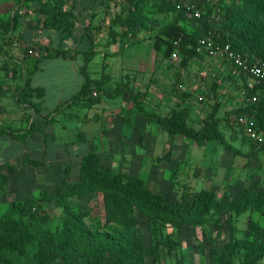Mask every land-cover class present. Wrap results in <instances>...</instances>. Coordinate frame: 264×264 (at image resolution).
I'll list each match as a JSON object with an SVG mask.
<instances>
[{
    "label": "rangeland",
    "instance_id": "obj_1",
    "mask_svg": "<svg viewBox=\"0 0 264 264\" xmlns=\"http://www.w3.org/2000/svg\"><path fill=\"white\" fill-rule=\"evenodd\" d=\"M235 1L173 0L175 7L173 10L156 15H153L156 11L153 14L149 13L153 8L145 2L143 10L153 25L160 26L175 19L183 25L199 27L201 33L214 37L216 34L213 28L223 29L227 19L225 11ZM127 5L128 3L124 5V9ZM22 6L29 9L34 7L31 2H26ZM214 6L219 8L218 12H213ZM193 7H201L204 11L200 19L194 17ZM222 36L225 37V34ZM86 45V41L83 40L77 46L71 38L63 40L61 47L83 49ZM108 48L112 50L113 45ZM102 56L103 53L99 49L90 63L92 77H99L101 74L98 66L103 62ZM83 57L84 52L77 53L76 63L81 64ZM105 59L110 67L113 65L111 61H117L111 54H107ZM29 62L32 63L33 60L29 58ZM41 65L43 72L39 74L38 81L47 86V91L51 95L60 81L46 78V73L58 69L60 63L54 65L51 60H44ZM62 67L64 70L62 82L67 84L63 91L65 97L74 92L76 76L74 71L66 68V63L63 62ZM121 100V97L102 94L99 101L87 108H79L78 111L81 116L92 117L105 107L117 106ZM135 111L134 107H131L124 117H128L129 120ZM7 122L4 123L5 126H11L12 123ZM60 122L63 126L58 123L60 128L56 130L58 134L56 159L51 160L55 155L54 149L51 148V144L45 142L47 154L44 159H40L39 164L24 163L23 159H18L21 157L22 149L19 142L9 139L7 134L0 135V171L7 177V182L0 188L1 213L8 212L11 201H23L30 196L37 197L43 189L54 192L56 185L64 179L66 164H69L71 169L67 180L76 181L80 158L88 151L99 154L103 162L114 171H126L139 176L148 188L159 192L171 202L180 200L181 196L191 201L196 193L204 190H211L220 198L223 194L234 196L243 189L264 188V149L258 147L264 142V132L257 131L261 142L252 140L238 123L235 114L223 120L218 128L226 143L247 155L234 154L220 140H208L205 145L198 146L190 138L180 134H165V131L154 126L148 127L149 137L146 138L138 136L140 126H134L130 122L127 123L128 127L115 126L106 134L103 133L105 129L100 127L103 124L101 120L92 118L87 123H75L69 118H64ZM80 130L86 139L77 136ZM58 141L61 143L60 149ZM41 144L43 146V143ZM39 146V143L29 140L24 147ZM6 160L9 161L5 162ZM64 202L75 213L87 212L93 215V218H100L95 228L91 226L88 218H84V222L91 228L87 233L101 243L118 240L127 230L134 231L140 236L146 246L159 243L157 257L138 258L132 255L131 264H220L226 260L237 263L242 261L248 248L264 246V232L259 233L252 227L256 224L264 230V204L258 202H250L247 209L239 215L226 209L221 213L210 211L199 224L186 222L173 224L162 218L140 214L133 225L126 227L117 222L105 223L103 193L100 190L67 194ZM41 209L48 216L42 225L43 228L61 230L62 206L54 200H49L41 203ZM227 219H230V223ZM171 244L172 248H169ZM259 264H264V258Z\"/></svg>",
    "mask_w": 264,
    "mask_h": 264
},
{
    "label": "trees",
    "instance_id": "obj_2",
    "mask_svg": "<svg viewBox=\"0 0 264 264\" xmlns=\"http://www.w3.org/2000/svg\"><path fill=\"white\" fill-rule=\"evenodd\" d=\"M126 1L129 2L126 11L118 12L110 17L107 44L115 42L117 37L124 33H133L132 30L136 26L141 31L149 30L147 40L161 59L170 60L171 54L177 50L176 62L179 67H186L192 59L202 54L206 55L205 50L198 44L200 33L187 32L185 25L178 20L173 19L158 28L148 25L149 19L143 11L145 2L160 13L173 10L175 8L173 0ZM151 1L152 3H149ZM26 2L32 3L39 18L41 17L42 25L53 29L62 41L73 37L76 17L72 7L67 5L68 0H19L21 5ZM210 7L209 5L208 8ZM225 12L227 19L223 29L213 28L216 34L214 39L217 42L226 41L235 51L249 53L264 61V0H236ZM114 25L123 26L126 30L123 33L115 31ZM89 34L91 45L83 51L84 62L81 67L84 82L79 92L62 107L54 109L52 115L60 113L62 108L72 103H95L99 101L101 93L116 96L124 91L123 93L129 97L133 106L146 120L157 122L162 131L190 138L198 146L205 145L208 140L216 139L224 143L226 148L234 154L247 155L226 143L218 128L221 120L233 114L237 117L241 114L251 115L254 117L256 130L264 132V101L255 105L247 103L243 107L227 110L222 115L218 114L217 108L195 124L191 116L193 112L187 105L179 104L180 106L171 108L165 115H160L157 112L147 111L140 103L138 93L134 92L127 83L118 82L111 91H108L105 88V84L110 80L108 73L104 71L99 78L90 75V61L97 49L93 41L96 33ZM223 34L225 37H221ZM175 41H178V47ZM68 51L59 47L53 51L48 49L46 55H60ZM39 59L40 57H36L35 63ZM35 67L36 65L24 73L19 95L21 102H27L29 105L28 99L33 93L29 80ZM242 77V88H244L245 77ZM93 91H97L94 97ZM247 94L249 95V92ZM34 130L38 128L33 122L26 129H8L13 138L20 140H24ZM258 147L264 149V142ZM40 161L25 159L24 163L39 164ZM70 171V165L66 164L64 179L56 185L54 192L43 189L37 197L30 196L23 201H11L8 212L4 214L0 212V264H55L59 261L62 264H131L132 255L138 258L158 256L159 243L146 246L143 239L134 231L127 230L125 235L110 243H101L91 237L87 233L91 228L86 225L84 218L90 220L93 228L98 226L100 218H93L94 216L87 212L72 211L64 202L67 194L102 191L105 223L117 222L125 227L133 225L140 214L162 218L173 224L184 222L199 224L210 211L221 213L223 209H226L228 212L233 211L239 215L247 209L250 202L264 204V188L243 189L234 196L223 194L220 198H217L213 191L204 190L196 193L191 201L181 196L180 200L171 202L159 192L148 188L139 176L126 171L112 170L94 151H88L81 156L76 181L67 180ZM5 182L7 177L0 171V188ZM49 200H54L62 206L61 230H48L42 226L48 216L42 211L41 203ZM227 222L230 223V219H227ZM252 227L259 233L264 232L256 224ZM172 245L169 248H172ZM263 258L264 246L248 248L240 262L226 260L220 264H259Z\"/></svg>",
    "mask_w": 264,
    "mask_h": 264
},
{
    "label": "crops",
    "instance_id": "obj_3",
    "mask_svg": "<svg viewBox=\"0 0 264 264\" xmlns=\"http://www.w3.org/2000/svg\"><path fill=\"white\" fill-rule=\"evenodd\" d=\"M126 3L129 2L126 0H70L69 2L68 0L67 5L72 7L76 17L72 37L74 43L79 46L85 40L87 45L83 49L70 47L67 48L69 51L65 54L50 56L46 55L48 49L53 51L61 47L60 36L53 29L42 25L41 17L39 18L34 7L26 8L19 3V0H0V135L7 134L9 139L19 142L22 149L20 150L21 157L18 159H23V162L25 159H44L48 150L46 145L44 146L45 142L51 144V148L54 149L55 155L51 160L56 159L58 139L56 130L60 128L58 123L62 125L60 121L64 118H69L75 123H87L92 118L101 120L103 124L100 127L105 129L103 132L105 134L115 126L128 127L127 123L129 124V122L134 126H140L138 129L140 137H149L147 133L149 126L159 128L157 122L144 118L140 111L133 106L129 97L123 93L124 91L114 96L122 98L117 106L105 107L92 117L80 115L78 109L87 108L90 105L83 103H72L62 108L60 113L52 115L54 109L62 107L79 92L84 82L81 73L84 57L81 64L76 63V57L77 53L87 50L91 45L89 33L91 35L96 33L93 39L94 45L97 51L100 49L103 53V62L98 66V69L101 74L105 71L110 75V80L105 84V88L111 91L116 83H127L134 92L138 93L140 103L150 113L157 112L160 115H165L173 107L187 105L193 112L190 113L197 124L212 110L215 111L218 108V114L222 115L227 110L247 104L242 88L243 75L230 61L202 54L192 59L186 67H179L176 61L161 59V56L154 51L147 40L149 30L141 31L136 26L132 30L133 33L129 32L118 36L116 41L111 43L113 48L110 50L108 47L112 45L107 44L110 17L118 12L126 11L127 7L124 9ZM153 10L155 8L151 9L149 13L153 14ZM160 13L156 11L153 15ZM203 13L204 11H202ZM151 14L147 15L151 16ZM148 25L153 28L161 26L153 25L151 22ZM190 26L185 25L187 32L196 34L199 32L200 36L204 35L199 27L192 28ZM114 30L123 33L126 29L123 26L114 25ZM29 48L34 49V55L27 54L26 50ZM107 54L117 58V61H111L113 64L111 67L109 62L105 61ZM36 57H40V59L35 63ZM29 58L33 60L32 63L29 62ZM44 60H51L54 65L60 63L58 69L55 68L46 73V78L60 81L51 95L47 91V86L40 80L38 81L39 74L43 72L41 62ZM63 62L66 63L68 70L75 72L76 76L74 92L65 97L63 91L67 84L62 82ZM34 65L36 67L30 74L29 80V85L33 89L32 96L28 99L29 105L27 102H21L19 95L23 75ZM106 69L109 70L106 71ZM102 94H100V98ZM131 107H134L136 111L128 120V117H124V115ZM7 121L12 123L11 126L9 125L10 127L5 126L4 123ZM31 122L38 130H34L24 140L13 138L8 131L9 128L26 129ZM221 122L223 120L219 122V125ZM143 128L145 130H141ZM159 130L161 129L159 128ZM77 136L80 139H86L82 130L78 131ZM29 140L39 143L40 146L24 147ZM52 144L54 145L52 146Z\"/></svg>",
    "mask_w": 264,
    "mask_h": 264
},
{
    "label": "built area",
    "instance_id": "obj_4",
    "mask_svg": "<svg viewBox=\"0 0 264 264\" xmlns=\"http://www.w3.org/2000/svg\"><path fill=\"white\" fill-rule=\"evenodd\" d=\"M211 1V0H204ZM193 15L195 18L202 17V8L193 7ZM218 7H213V12H218ZM178 47V41L174 42ZM198 44L205 50L206 55L211 58L219 60L230 61L233 66L237 67L242 75L245 77L243 94L247 100V103L255 105L261 101H264V61L249 54L241 53L232 49L231 45L226 41L217 42L214 37L208 34H204L198 38ZM29 55H34V50L27 49ZM178 51H174L171 54L170 60L177 61ZM249 92V95L247 94ZM97 91L92 92V96H96ZM238 123L243 127L245 133L254 141L261 142L255 127V120L249 114H241L237 117ZM261 145V144H259ZM258 145V146H259Z\"/></svg>",
    "mask_w": 264,
    "mask_h": 264
}]
</instances>
